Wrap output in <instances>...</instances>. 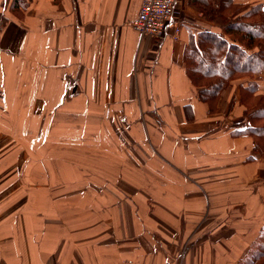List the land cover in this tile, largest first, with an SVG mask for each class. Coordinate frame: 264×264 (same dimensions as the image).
<instances>
[{
  "label": "crops",
  "instance_id": "0c3cea01",
  "mask_svg": "<svg viewBox=\"0 0 264 264\" xmlns=\"http://www.w3.org/2000/svg\"><path fill=\"white\" fill-rule=\"evenodd\" d=\"M226 1L264 8L175 0L152 36L132 23L142 0H0V158L26 172L37 157L70 190L51 213L30 193L40 211L25 203L23 241L16 215L2 226L0 214V264H248L259 252L264 156L239 133L248 77L211 112L184 62L201 32L227 36ZM253 80L264 92V70Z\"/></svg>",
  "mask_w": 264,
  "mask_h": 264
},
{
  "label": "trees",
  "instance_id": "16d2710c",
  "mask_svg": "<svg viewBox=\"0 0 264 264\" xmlns=\"http://www.w3.org/2000/svg\"><path fill=\"white\" fill-rule=\"evenodd\" d=\"M230 3L222 4L227 36L215 30L201 32L198 43L185 49V67L198 97L208 103L211 112L232 80L248 77L240 86V103L249 124L239 133L250 134L254 150L264 156V92H259L253 80L264 70V8L255 4L239 12L244 6L231 3L229 7ZM260 248L248 255V264H264V244Z\"/></svg>",
  "mask_w": 264,
  "mask_h": 264
},
{
  "label": "rangeland",
  "instance_id": "374dc122",
  "mask_svg": "<svg viewBox=\"0 0 264 264\" xmlns=\"http://www.w3.org/2000/svg\"><path fill=\"white\" fill-rule=\"evenodd\" d=\"M22 145L23 147L19 146V148H24L23 141ZM36 158H30L33 163L26 172H24V158H0V166L4 168V172H0L1 225L3 226L4 223H12L10 218L15 214L18 241L20 239L22 241L24 240V233L26 231L25 224L30 215V211L25 210V203L31 202L32 206L38 208L40 211L38 203H33L30 199V193H33L38 198H44L43 196L47 197L46 204L50 205V209L45 210L43 208V212L51 213L56 211L57 197L67 196V193L70 192L69 189H64L68 183L67 179L57 178L56 173L41 172L36 164ZM14 159L18 162L17 170L11 171L6 165H9L10 161ZM46 184L54 186L46 188ZM19 199L23 200L20 203H13V201ZM33 240L35 241L36 237H33Z\"/></svg>",
  "mask_w": 264,
  "mask_h": 264
},
{
  "label": "built area",
  "instance_id": "2783aa9c",
  "mask_svg": "<svg viewBox=\"0 0 264 264\" xmlns=\"http://www.w3.org/2000/svg\"><path fill=\"white\" fill-rule=\"evenodd\" d=\"M176 12L175 0H142L132 23L142 35L160 36ZM177 32L175 29L174 35Z\"/></svg>",
  "mask_w": 264,
  "mask_h": 264
}]
</instances>
